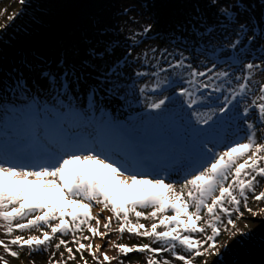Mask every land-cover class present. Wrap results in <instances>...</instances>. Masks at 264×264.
I'll list each match as a JSON object with an SVG mask.
<instances>
[{
	"label": "snow or ice",
	"instance_id": "1",
	"mask_svg": "<svg viewBox=\"0 0 264 264\" xmlns=\"http://www.w3.org/2000/svg\"><path fill=\"white\" fill-rule=\"evenodd\" d=\"M256 8L196 4L156 34L162 43L151 42L153 24L129 16L138 27L119 29L123 40L98 28L77 59L0 69L3 252L27 250L28 264L41 252H51L47 264H89L85 253L92 264H132L133 253L143 264H218L222 232L250 235L237 227L245 212L264 220V207L248 204L264 202V0L259 19ZM125 233L149 242L120 243ZM0 264H9L3 255Z\"/></svg>",
	"mask_w": 264,
	"mask_h": 264
},
{
	"label": "rangeland",
	"instance_id": "2",
	"mask_svg": "<svg viewBox=\"0 0 264 264\" xmlns=\"http://www.w3.org/2000/svg\"><path fill=\"white\" fill-rule=\"evenodd\" d=\"M43 2L44 0H26V3L22 5L19 0H0V13H3L0 15V25L8 23V15L19 13L23 8L22 14L17 16L11 26L0 33V69L3 71H10L13 66L19 67L21 60L24 58L37 63L38 61L35 58L43 57L45 60L52 62L53 68H55L56 62L62 55H67L69 60L77 59L73 53L79 50L82 55L84 48L88 46L86 43L87 38H95L98 28L115 30L111 38L123 40L124 37L119 29L138 27L129 20V16L139 20L141 24H153L151 42L162 43V41H157L156 34L158 33L163 38L176 23L181 22L186 17V14L193 9L194 5L199 4L202 9L209 13L214 11V9H206L207 0H52L50 11L39 15L38 12L42 11L40 7L44 6ZM245 2L257 5L254 15L259 19L261 14L259 0H245ZM185 4H187L186 7ZM45 5H48L46 0ZM125 8L130 10L127 14L123 11ZM52 10L54 11L51 12ZM98 14L100 17L96 19L95 17ZM169 19L168 25L162 24V22ZM37 20L41 22H37ZM26 41L27 43L24 44ZM17 48L22 51L13 54L12 51ZM117 52L119 54V50ZM3 71H0V76L3 75ZM25 74L27 75V72ZM259 78L264 80V76ZM126 115V113L116 111V116L120 119H123ZM162 175L164 174L162 173ZM175 179H177V176L173 173L169 176L168 182ZM261 189H264V180L257 186L256 191L259 192ZM248 204L254 210L264 207V202L257 204L253 202L251 196ZM95 209L100 211V206H95L93 210ZM144 211H151V209H144ZM241 211H243L242 206ZM108 215L110 213L104 211L101 218ZM233 218L235 219V216ZM245 222L248 223V228L244 227ZM141 223L147 225L151 222L141 220ZM115 226V223H113V228ZM237 227L245 232L251 229V234L248 236L237 235L234 239H229V233L222 232L218 237V242L221 245L228 242V248L227 250H221L223 254L218 263L235 264L239 261L238 264H264V220L260 216L253 218L245 212V218L237 221ZM15 234L21 233L17 232ZM28 234L30 233H23V235ZM31 234L38 233L33 230ZM117 236L118 234L113 232L108 238L116 240ZM97 241L101 242L96 238L93 243H98ZM119 242L134 244L148 243L149 241L146 238L130 236L125 233L119 239ZM13 250L18 251L19 249L13 247ZM26 251L21 253L19 259H13L0 248V255H3L9 264H28ZM60 251L62 252L64 249L61 248ZM50 254L51 252L47 254L35 253L36 264H47ZM108 254L114 256L117 253L115 249H111ZM65 255L67 254L65 253ZM84 255L89 264H92L91 257L87 253ZM59 258V253H57L56 259ZM130 259L132 264H136L137 261L143 264L144 254H130ZM202 259L204 257L196 258L194 264H201ZM207 259L209 264L217 262V257L214 256H209ZM76 260H79V254H77ZM68 264H76V261H69ZM113 264H116V262L113 261ZM173 264H181V262L173 261Z\"/></svg>",
	"mask_w": 264,
	"mask_h": 264
},
{
	"label": "trees",
	"instance_id": "3",
	"mask_svg": "<svg viewBox=\"0 0 264 264\" xmlns=\"http://www.w3.org/2000/svg\"><path fill=\"white\" fill-rule=\"evenodd\" d=\"M47 1V4L48 5H45V0H44V2H43V4H44V6H41L40 7V9L42 10V11H39L38 12V14L40 15V14H44V13H46V12H48V11H50L49 9L51 8L50 7V4L52 3V0H46ZM111 4H112V2H111ZM187 5V4H186ZM54 9V8H53ZM109 9V8H108ZM54 10H52L51 12H53ZM104 11V10H103ZM50 13V12H49ZM103 14V13H102ZM100 16H99V14L95 17L96 19H98ZM37 22H41V21H39V20H37ZM160 24V23H159ZM30 25H32V23H30ZM218 264H221V262H219ZM235 264H238L237 262H235Z\"/></svg>",
	"mask_w": 264,
	"mask_h": 264
},
{
	"label": "bare ground",
	"instance_id": "4",
	"mask_svg": "<svg viewBox=\"0 0 264 264\" xmlns=\"http://www.w3.org/2000/svg\"><path fill=\"white\" fill-rule=\"evenodd\" d=\"M27 43V41L24 43V44H26ZM17 52H19V49L17 48L16 50H14V51H12V53L13 54H15V53H17ZM10 58V57H9ZM124 192H125V195L126 196H128V195H133L134 194V192H133V190H130V189H125L124 190ZM99 211V209H95V210H93V212L94 213H96V212H98ZM2 236H0V238H1ZM98 242V241H97ZM98 243H101V242H98ZM239 261H237V263H238Z\"/></svg>",
	"mask_w": 264,
	"mask_h": 264
}]
</instances>
